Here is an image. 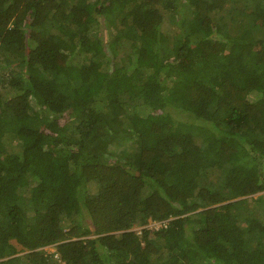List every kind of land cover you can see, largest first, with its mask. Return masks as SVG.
Wrapping results in <instances>:
<instances>
[{"label":"trees","instance_id":"obj_1","mask_svg":"<svg viewBox=\"0 0 264 264\" xmlns=\"http://www.w3.org/2000/svg\"><path fill=\"white\" fill-rule=\"evenodd\" d=\"M0 264H264V0H0Z\"/></svg>","mask_w":264,"mask_h":264},{"label":"rangeland","instance_id":"obj_2","mask_svg":"<svg viewBox=\"0 0 264 264\" xmlns=\"http://www.w3.org/2000/svg\"><path fill=\"white\" fill-rule=\"evenodd\" d=\"M257 194H254L253 196L255 197ZM154 224V222H151L150 220L146 223V225H144V227H148V228H153V229H155V228H158L159 227V223L158 224H156V225H153ZM140 226H134L132 229L133 230H135V231H138L139 232V230H140ZM44 249H46L47 251H49V252H51V251H53L54 250V247L53 246H47V247H45Z\"/></svg>","mask_w":264,"mask_h":264},{"label":"built area","instance_id":"obj_3","mask_svg":"<svg viewBox=\"0 0 264 264\" xmlns=\"http://www.w3.org/2000/svg\"><path fill=\"white\" fill-rule=\"evenodd\" d=\"M158 223L161 224V222H157V223H154L153 225H156V224H158Z\"/></svg>","mask_w":264,"mask_h":264}]
</instances>
